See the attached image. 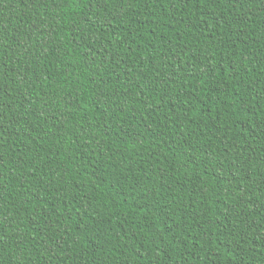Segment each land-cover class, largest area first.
<instances>
[{
	"label": "trees",
	"instance_id": "obj_1",
	"mask_svg": "<svg viewBox=\"0 0 264 264\" xmlns=\"http://www.w3.org/2000/svg\"><path fill=\"white\" fill-rule=\"evenodd\" d=\"M0 264H264V0H0Z\"/></svg>",
	"mask_w": 264,
	"mask_h": 264
}]
</instances>
